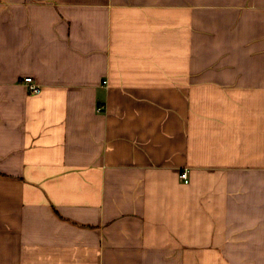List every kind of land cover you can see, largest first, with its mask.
<instances>
[{
  "label": "crops",
  "instance_id": "0c3cea01",
  "mask_svg": "<svg viewBox=\"0 0 264 264\" xmlns=\"http://www.w3.org/2000/svg\"><path fill=\"white\" fill-rule=\"evenodd\" d=\"M0 264H264V0H0Z\"/></svg>",
  "mask_w": 264,
  "mask_h": 264
},
{
  "label": "built area",
  "instance_id": "2783aa9c",
  "mask_svg": "<svg viewBox=\"0 0 264 264\" xmlns=\"http://www.w3.org/2000/svg\"><path fill=\"white\" fill-rule=\"evenodd\" d=\"M25 83L29 86L31 93H33V94H40L41 93V88L34 84V80L32 78H30V77L26 78ZM103 110H104V107H100L98 109V112H103ZM181 179H183L185 181V183H188L189 182L188 173H183L181 175Z\"/></svg>",
  "mask_w": 264,
  "mask_h": 264
}]
</instances>
